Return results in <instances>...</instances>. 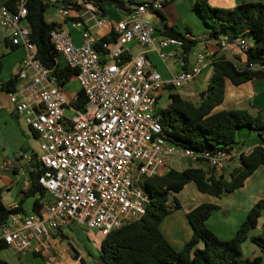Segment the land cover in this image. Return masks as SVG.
<instances>
[{
    "label": "built area",
    "instance_id": "obj_1",
    "mask_svg": "<svg viewBox=\"0 0 264 264\" xmlns=\"http://www.w3.org/2000/svg\"><path fill=\"white\" fill-rule=\"evenodd\" d=\"M48 1L55 4L64 22L69 5ZM124 1L129 2L128 10L116 21L110 41H102L83 26L85 15L96 26L103 21L92 3L83 0H76L81 6L78 16L82 22H66L80 29L78 42L73 41L66 26L49 31L60 59L76 69L74 79L85 98L80 110L56 86L49 70L34 59L24 0H15L14 9L0 5V28L7 30L12 46L24 51L16 71L21 83L5 92L23 123L34 131L37 142V152L21 151L13 166L27 188L28 172L38 163L37 183L47 195L39 214L11 215L7 223L0 225V247L15 254L26 250L39 253L49 230L73 224L87 225L103 236L143 216L149 201L144 181L163 174L170 158L220 170L251 150L234 144L215 152L195 151L176 146L162 136L158 108L164 86L181 88L190 84L204 66L212 64L213 58L198 52L189 67L179 60L180 70L164 80L149 68L142 54L129 56L127 43H152L156 27L145 16L160 11L165 0ZM248 45L244 36L232 42L223 37L219 42L223 52L231 48L243 52ZM169 46L182 51L183 40H160L158 53L163 61L169 57L164 51ZM263 67L249 63L252 69ZM65 109L71 114L64 115ZM4 166L10 168L11 160H5Z\"/></svg>",
    "mask_w": 264,
    "mask_h": 264
},
{
    "label": "trees",
    "instance_id": "obj_2",
    "mask_svg": "<svg viewBox=\"0 0 264 264\" xmlns=\"http://www.w3.org/2000/svg\"><path fill=\"white\" fill-rule=\"evenodd\" d=\"M57 1L64 6L69 5L65 23L75 20L82 22V18L78 16L81 6L76 0ZM83 1L91 2L95 12L101 16L104 13V5H115L123 10H128L129 5V2L124 0ZM166 2L167 0L164 5ZM14 3L15 0H0V5L9 9H14ZM24 6L34 59L49 70L56 86L62 89L67 81L74 78L76 69L60 63V57L49 39V31L60 27L61 24L46 21L44 11L47 6L54 7L55 4L48 0H24ZM192 10L205 28L200 37L204 36V39L219 45L223 37L232 42L236 37L244 36L251 40V44L243 51L245 60L241 65H237L223 53L212 56V71L206 87L198 94L197 101L184 97L174 91V87L167 86L169 102L166 106L158 108L162 136L182 148L215 152L239 144L238 130L245 128L256 132L258 144L251 147L247 154L241 155L237 160L238 164L233 166L226 176L215 168L190 163L183 169L168 166L163 174L146 179L144 189L149 201L145 213L140 219L101 235L96 255L92 257L89 254L98 264H262L264 261L260 255L242 259V244L248 238L264 250V196L253 203L246 218L229 239H221L206 225L212 211L219 208L212 202H202L185 213L192 234L180 250L170 244L160 228L162 220L180 207L174 194L182 191L187 183L192 182L200 193L221 197L243 187L247 178L258 167L264 166V121L260 115H253L245 108L215 110L224 99L227 81L240 85L250 80L264 79V67L249 68L251 62L264 64V2H242L232 8H221L209 5L208 0H194ZM155 13L162 17L161 10ZM158 30L163 37L182 39V51L185 56L193 51L201 40L188 28L182 32L175 26L162 23ZM187 34L194 38L187 37ZM113 38L114 32H111L101 37V40L110 41ZM2 56L0 53V71ZM13 85L12 79H9L2 84V89L12 90ZM84 102V95L78 88L70 104L80 110ZM24 150L23 148L22 151ZM39 172L40 165L35 162L34 170L28 172L29 186L23 191L16 207L5 206L1 201L0 191V225L7 223L11 215L19 216L24 213L20 205L25 197H34L30 212L39 214L43 201L47 199L45 189L37 183ZM256 228L261 232L250 236V231ZM59 236L64 238L62 234ZM71 251L72 258L78 259L79 264H85L76 250L71 248ZM32 253L35 256L39 254ZM0 264L9 263L0 259Z\"/></svg>",
    "mask_w": 264,
    "mask_h": 264
},
{
    "label": "crops",
    "instance_id": "obj_3",
    "mask_svg": "<svg viewBox=\"0 0 264 264\" xmlns=\"http://www.w3.org/2000/svg\"><path fill=\"white\" fill-rule=\"evenodd\" d=\"M212 6L221 7V8H232L242 2H264V0H210ZM194 0H167L164 7L161 9L162 17L153 14H146V19H149L154 26L156 27V32L153 36V41L148 45H141L136 41H130L127 43V54L129 56H137L142 54L151 70H156L159 72L160 76L164 80H169L176 72L180 70L179 60H184L186 63V67H189L192 61L195 59V56L198 52H204L206 56L213 58L212 56L223 53L227 58L233 60L237 65H241L244 63L245 55L243 52H240L236 48H231L228 51H221L219 45H217L214 41L208 39H201L197 45H199L198 50H193L189 54L185 56V53L182 52L179 48L175 46H169L164 49L169 54V57L166 61H163L159 57L158 49L159 42L163 38L161 35L160 29L162 27V23H166L169 26H175L179 31L180 26L184 28V31L188 28L191 30L189 23V14L192 10V4ZM183 4V8H188L187 10L179 11V5ZM190 10V11H189ZM125 10L115 6V5H104V13L102 15L103 21L100 25L96 26L92 21L86 20L87 15L83 17L84 22L83 26L89 29L91 32L96 33L99 37H104L113 32L114 25L116 21L121 19L124 16ZM57 19L54 20L56 23H60L61 26L67 27L71 33L72 39L74 42L79 41V28L70 27L67 23L64 24L62 18L56 13ZM196 15V18L199 20V36L204 34L205 28L202 24L200 18ZM248 44H251L249 40ZM0 53L3 54L1 57V71H0V83H5L9 79H12L13 86H17L21 83L20 80L16 78V71L18 67V62L24 54V51L20 47L11 46L7 37V30L0 28ZM212 71L211 65H206L203 67L198 76L188 85L183 86L181 88H175L174 91H177L184 97L193 96L195 93V88L198 86V78H202V82L204 85L207 84L208 79L210 77ZM74 79V78H73ZM75 80V79H74ZM76 82V81H75ZM77 84V82H76ZM166 85L159 96V106H166L169 102L168 99V90ZM238 87L243 86L244 95L237 101L247 104V107H242L247 109L251 114L256 115L259 114L261 119L264 121V79H254L242 83L240 85H236ZM63 90V88H62ZM78 90V85L73 94H66L64 91V95L67 99L71 100L74 98L75 92ZM262 93L263 94V103L262 106H257L253 104L256 96ZM166 95L167 101L164 104H160L161 99ZM242 136V138H241ZM31 139H35L34 133L23 123L21 117L15 112L14 105L9 101L6 92L3 89H0V191H1V201L5 206H11L14 203L17 204L18 200L22 198L23 191L26 188L23 185L22 179L20 175H18L16 168L13 166L17 161L20 152L24 148L27 151L37 152V142L36 149L31 146ZM248 139V140H247ZM248 141V143L246 142ZM237 141L239 145H246L249 147H253L258 144V136L256 132L249 131L248 129H239L237 133ZM10 159L12 166L10 168H5L4 162L5 160ZM236 158L232 159L223 169L216 170L217 172L223 173L225 176L229 174L232 167L237 165ZM189 163V162H188ZM188 165H184L181 169L185 168ZM261 183L264 181V166L258 167L246 180V184L235 191L229 193L227 196L223 198L214 197L209 195V200L207 201L215 203L219 208L217 210H223L224 208H229L228 212H225L224 219L219 218V212L211 213L210 217L206 220V225L210 228L218 237L221 239H229L236 232L237 228L246 218L247 212L250 207L255 203L258 199L251 200L250 197H246L244 194L241 195V191L247 187L250 181H255ZM190 183V182H189ZM188 183V184H189ZM249 195V193L247 192ZM240 196L242 197L240 199ZM34 199V197H32ZM33 201V200H32ZM200 204V203H198ZM196 204V205H198ZM195 205V206H196ZM24 210L23 214H19V217H23L24 215L30 212V205H23V201L20 205ZM194 207V206H193ZM192 208V207H191ZM189 208V209H191ZM186 209L185 213L189 210ZM232 210H239L238 213H231ZM184 213V215H185ZM214 217V218H213ZM221 217V216H220ZM214 219V220H213ZM211 221V226L209 222ZM162 223V222H161ZM71 226L62 227L56 230H49V235L44 240V247L41 249L38 255L44 256L45 258H49L51 262L54 264H79L78 259L72 258L71 248L74 249L67 239L69 238L68 233L66 231L70 230ZM188 229L181 228V231L176 228L173 231H169L165 233L162 228V224H160V228L164 236L168 239L170 244L176 249L180 250L185 242L191 237L192 229L188 223ZM64 230V232H62ZM72 232V231H71ZM99 239L96 243V246L99 245V241L102 238L100 232L98 231ZM60 234L64 236V238H60ZM59 237H58V236ZM72 235V234H71ZM59 239H58V238ZM64 241V243H62ZM69 242V243H68ZM71 246V247H70ZM95 246V247H96ZM258 247V246H257ZM97 248V247H96ZM259 251H256L254 256H262L264 260V250H261L258 247ZM76 249H74L75 251ZM31 250H26L19 252L17 254L23 252H29ZM78 255L81 256L85 264H90L92 257H90L89 253L86 251L85 253L79 252L76 250ZM31 254L33 255L32 251ZM27 255V253L23 254ZM37 256V255H36ZM253 256V257H254ZM252 257V258H253ZM264 264V261L263 263Z\"/></svg>",
    "mask_w": 264,
    "mask_h": 264
},
{
    "label": "rangeland",
    "instance_id": "obj_4",
    "mask_svg": "<svg viewBox=\"0 0 264 264\" xmlns=\"http://www.w3.org/2000/svg\"><path fill=\"white\" fill-rule=\"evenodd\" d=\"M211 1L208 0V4L211 5ZM212 6V5H211ZM178 8L181 12L182 10H187L188 8H183V4L179 5ZM55 8L51 6H47L44 11V18L46 21H54L57 19V16L55 14ZM190 11V10H189ZM189 16V27L190 32L193 35L199 34V20L196 18V15L194 12L190 11ZM180 29L182 32H184V28L180 26ZM251 42V40H249ZM199 45H197L194 50H198ZM60 63H63V61L60 59ZM198 86L195 88V93L193 96H189L191 99L197 101L198 94L206 87V85L203 84L202 78H198ZM77 87V84L73 78H71L69 81H67L63 86V91L67 94H73L75 89ZM243 86H236L231 84L230 82H226L225 84V93H224V99L220 105L216 107L215 110H221V109H232V108H242L247 107V104L244 103H237V101L244 95V90L241 89ZM167 101L166 95L161 99L160 104H164ZM70 111L67 109L64 110V115L68 116L70 115ZM242 138V136H241ZM248 140V139H247ZM246 142L248 143V141ZM251 142V141H250ZM249 142V143H250ZM248 143V144H249ZM31 146L32 148L36 149V140L31 139ZM186 160H179L178 158H170L167 161V165L169 167H173L176 169H181L184 165H189ZM242 188V187H241ZM240 189V188H239ZM249 193V195L247 194ZM227 194H223L221 198L227 196ZM244 194L246 197H250L251 200L257 199L264 196V181L261 183H258L255 181H250L249 184L245 189L241 191V195ZM176 199L180 203V207L177 209H174L171 213H169L163 220H162V228L165 231V233H168L169 231H173L174 228H176L178 231H181V228H189L188 227V221L184 215L185 210L189 209L193 206H195L198 203L202 202H209L207 201V198L209 200V195L205 193H200L195 185L190 182L187 183L182 191L179 193L174 194ZM220 198V197H219ZM242 197L240 196V199ZM33 198L32 197H25L23 199V205H30L32 203ZM229 208H224L223 210H217L215 209L212 211L213 213L219 212V218L224 219L225 212H228ZM239 210H232L231 213H238ZM221 216V217H220ZM214 218V217H213ZM214 220V219H213ZM209 225L211 226V221L209 222ZM70 230L72 231H66L68 233L69 238L67 241H69L72 245V247L79 252L85 253L86 251L94 257L96 255V243L99 239V233L96 229L90 228L87 225H71ZM64 232V230H62ZM261 231L259 228L253 229L250 231L251 235L259 234ZM72 234V235H71ZM58 236V235H57ZM59 237V236H58ZM57 237V238H58ZM59 239V238H58ZM68 242V243H69ZM64 243V241L62 242ZM65 244V243H64ZM96 246V247H95ZM256 251H259L257 245L248 238L243 244H242V259H251ZM27 253V255H23ZM0 259L5 260L9 264H54L51 262V260L48 258H45L41 255H32L31 251L29 252H23L20 254H15L10 249H0ZM90 264H98L96 261L91 260Z\"/></svg>",
    "mask_w": 264,
    "mask_h": 264
},
{
    "label": "water",
    "instance_id": "obj_5",
    "mask_svg": "<svg viewBox=\"0 0 264 264\" xmlns=\"http://www.w3.org/2000/svg\"><path fill=\"white\" fill-rule=\"evenodd\" d=\"M262 103H263V94L262 93H259L255 100L253 101V104L257 105V106H262Z\"/></svg>",
    "mask_w": 264,
    "mask_h": 264
}]
</instances>
